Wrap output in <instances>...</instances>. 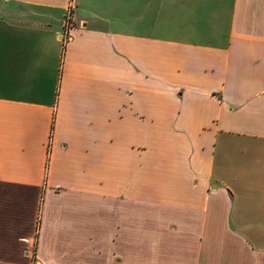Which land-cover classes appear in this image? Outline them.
I'll list each match as a JSON object with an SVG mask.
<instances>
[{"label":"crops","instance_id":"crops-1","mask_svg":"<svg viewBox=\"0 0 264 264\" xmlns=\"http://www.w3.org/2000/svg\"><path fill=\"white\" fill-rule=\"evenodd\" d=\"M34 263L264 264V0H0V264Z\"/></svg>","mask_w":264,"mask_h":264},{"label":"built area","instance_id":"built-area-1","mask_svg":"<svg viewBox=\"0 0 264 264\" xmlns=\"http://www.w3.org/2000/svg\"><path fill=\"white\" fill-rule=\"evenodd\" d=\"M71 16H72V11H69L68 17L66 19V31L69 32L70 26H71Z\"/></svg>","mask_w":264,"mask_h":264},{"label":"rangeland","instance_id":"rangeland-1","mask_svg":"<svg viewBox=\"0 0 264 264\" xmlns=\"http://www.w3.org/2000/svg\"><path fill=\"white\" fill-rule=\"evenodd\" d=\"M35 264V263H34Z\"/></svg>","mask_w":264,"mask_h":264}]
</instances>
